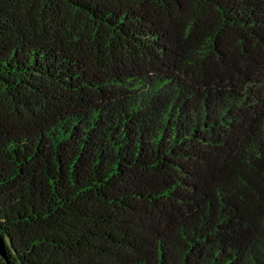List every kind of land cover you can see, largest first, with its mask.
Segmentation results:
<instances>
[{"label":"trees","instance_id":"obj_1","mask_svg":"<svg viewBox=\"0 0 264 264\" xmlns=\"http://www.w3.org/2000/svg\"><path fill=\"white\" fill-rule=\"evenodd\" d=\"M0 233L8 264H264V0H0Z\"/></svg>","mask_w":264,"mask_h":264},{"label":"water","instance_id":"obj_2","mask_svg":"<svg viewBox=\"0 0 264 264\" xmlns=\"http://www.w3.org/2000/svg\"><path fill=\"white\" fill-rule=\"evenodd\" d=\"M0 256L4 259L5 263L8 264V258L6 255L5 241L0 233Z\"/></svg>","mask_w":264,"mask_h":264},{"label":"rangeland","instance_id":"obj_3","mask_svg":"<svg viewBox=\"0 0 264 264\" xmlns=\"http://www.w3.org/2000/svg\"><path fill=\"white\" fill-rule=\"evenodd\" d=\"M1 257V256H0Z\"/></svg>","mask_w":264,"mask_h":264}]
</instances>
